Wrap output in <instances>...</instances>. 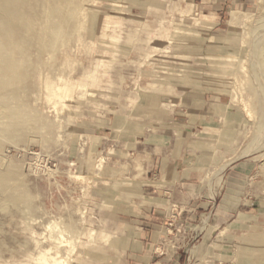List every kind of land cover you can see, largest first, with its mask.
<instances>
[{
    "label": "rangeland",
    "instance_id": "obj_1",
    "mask_svg": "<svg viewBox=\"0 0 264 264\" xmlns=\"http://www.w3.org/2000/svg\"><path fill=\"white\" fill-rule=\"evenodd\" d=\"M69 1L54 17L58 43L39 66L32 47L16 100L0 97V264H127L115 211L137 179L120 129L156 133L175 107L230 100L209 158L264 166V0L217 13L200 0ZM13 106L25 125L11 138ZM109 121L113 137H101ZM237 233L222 264H264V230Z\"/></svg>",
    "mask_w": 264,
    "mask_h": 264
},
{
    "label": "crops",
    "instance_id": "obj_2",
    "mask_svg": "<svg viewBox=\"0 0 264 264\" xmlns=\"http://www.w3.org/2000/svg\"><path fill=\"white\" fill-rule=\"evenodd\" d=\"M233 1L200 0L198 6L217 13ZM229 104L218 97L175 107L156 133L120 129L137 179L135 196L115 211L125 232L127 264H222L231 256L226 245L239 242V230H264V166L248 159L223 168L222 157L208 156L207 135H220L221 123L231 116ZM108 124L100 126L101 137H113L114 124ZM210 220V229L203 230Z\"/></svg>",
    "mask_w": 264,
    "mask_h": 264
},
{
    "label": "bare ground",
    "instance_id": "obj_3",
    "mask_svg": "<svg viewBox=\"0 0 264 264\" xmlns=\"http://www.w3.org/2000/svg\"><path fill=\"white\" fill-rule=\"evenodd\" d=\"M59 2L67 3L70 1L69 0H46L45 2H43V0H0V97L6 103L11 104V103H14V101L16 100L17 91H19L18 89L23 87L26 70H27V68L29 69V65L32 63V57H33L32 55L33 54L36 55V60H34L35 59L34 58L33 62L35 61L36 65L39 66L40 61H41L40 56L42 55V51L54 43V40L56 39V35H58L57 33H58V29H59V25L57 22H55L54 17L58 18L57 16L60 15L61 13H64V12L68 13V10L61 12V10H60L61 8L59 7ZM44 4H45L46 8L43 11L42 7L44 6ZM73 8H75V7H73ZM61 16L62 15H60V17ZM64 16H66V15H64ZM68 16H70V18H71V15H68ZM58 20H59V18H58ZM68 22H69V20H68ZM58 41H56V42L58 43ZM32 47L35 49V53L32 52L33 54L31 55L30 50L32 49ZM54 47H55V45H54ZM44 53L46 54V52H44ZM62 54H63V52H62ZM31 66H33V64ZM38 69H39V67H38ZM29 74H31V73H29ZM36 74H38V73H36ZM67 89H68V87H67ZM23 92H21V93H23ZM22 97H24V96H22ZM20 98H21V96H20ZM23 101H25V99ZM23 101L21 104H23ZM17 104H18V102H17ZM0 107H5V106H0ZM20 107H22V109H23V105L22 106L20 105ZM20 107L13 106V107L9 108V112L11 114V115H9L10 116L9 119H11L10 124L5 129L2 127L3 128L2 131H4L5 134H7L9 136L13 135L14 130L15 131H16V129L19 130V128L21 129V128H23L22 126L25 125V124L22 125V122L19 120V117H18V116H20L19 113H21V111H22V109ZM26 109H27V107H26ZM1 112H3V111H1ZM30 113H31V111H30ZM3 114L4 113H2L1 115H3ZM4 116H5L4 119L6 120V117H8V116L6 114H4ZM24 117L26 118V116H24ZM25 118H24V120H25ZM20 119H22V118H20ZM27 119L28 118H26V120ZM1 120L2 119L0 118V123H1ZM33 120L36 121L34 119V117H33ZM27 121H29V120H27ZM3 122H2V126H3ZM27 125H28V123H27ZM26 126H24V127L26 128ZM2 135H4V134L2 133ZM0 139H1V137H0ZM6 178H7V176H6ZM6 178L4 177V179H6ZM4 179H3V175L0 174V188L5 183ZM13 183H15V182H13ZM14 194H16V193H14ZM17 199L18 198H16V200ZM4 207H5L4 204L0 206V208H4Z\"/></svg>",
    "mask_w": 264,
    "mask_h": 264
}]
</instances>
